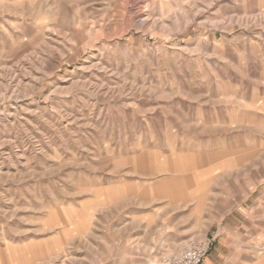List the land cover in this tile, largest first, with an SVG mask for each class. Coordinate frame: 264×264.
<instances>
[{
  "label": "rangeland",
  "instance_id": "1",
  "mask_svg": "<svg viewBox=\"0 0 264 264\" xmlns=\"http://www.w3.org/2000/svg\"><path fill=\"white\" fill-rule=\"evenodd\" d=\"M204 6L0 0V264H264V13Z\"/></svg>",
  "mask_w": 264,
  "mask_h": 264
},
{
  "label": "crops",
  "instance_id": "2",
  "mask_svg": "<svg viewBox=\"0 0 264 264\" xmlns=\"http://www.w3.org/2000/svg\"><path fill=\"white\" fill-rule=\"evenodd\" d=\"M188 3L190 4H194V5H198V6H208V5H214L215 8L217 9L216 6H220L221 9L225 7V5H229V12H237L238 8H239V4L241 6H243V4L245 5H253L255 7V11L256 12H262L264 13V0H210L209 2L207 0H188ZM204 6V7H205ZM204 7H199L198 11L202 12L205 11L206 9ZM139 222V223H138ZM134 233L135 234H140L142 235L144 231H148V230H152V229H156L157 233L159 232V230H165L164 226H161L159 223L156 225H152V223H150V220L148 219V217L146 218H140V219H136L135 223H134ZM181 238H184L186 236L189 235V230L188 228H186L185 230H182L181 234H180ZM213 248H218L217 246H213ZM214 254L212 253V251L206 256V258L204 259L203 264H216V258L215 256H213Z\"/></svg>",
  "mask_w": 264,
  "mask_h": 264
},
{
  "label": "built area",
  "instance_id": "3",
  "mask_svg": "<svg viewBox=\"0 0 264 264\" xmlns=\"http://www.w3.org/2000/svg\"><path fill=\"white\" fill-rule=\"evenodd\" d=\"M212 238L204 241L188 240L178 253H164L160 264H202L212 248Z\"/></svg>",
  "mask_w": 264,
  "mask_h": 264
}]
</instances>
